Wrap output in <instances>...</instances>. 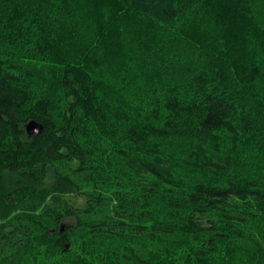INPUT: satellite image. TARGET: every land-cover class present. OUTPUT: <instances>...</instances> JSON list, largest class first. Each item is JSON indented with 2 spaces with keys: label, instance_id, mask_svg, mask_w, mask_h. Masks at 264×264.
Here are the masks:
<instances>
[{
  "label": "trees",
  "instance_id": "1",
  "mask_svg": "<svg viewBox=\"0 0 264 264\" xmlns=\"http://www.w3.org/2000/svg\"><path fill=\"white\" fill-rule=\"evenodd\" d=\"M0 264H264V0H0Z\"/></svg>",
  "mask_w": 264,
  "mask_h": 264
},
{
  "label": "water",
  "instance_id": "2",
  "mask_svg": "<svg viewBox=\"0 0 264 264\" xmlns=\"http://www.w3.org/2000/svg\"><path fill=\"white\" fill-rule=\"evenodd\" d=\"M42 129H43V125L40 122H37L36 120H31L26 125V130L29 135L38 134L42 131Z\"/></svg>",
  "mask_w": 264,
  "mask_h": 264
}]
</instances>
